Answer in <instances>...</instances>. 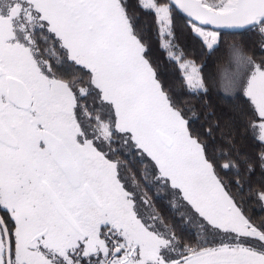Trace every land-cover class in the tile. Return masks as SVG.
<instances>
[{
	"label": "snow or ice",
	"instance_id": "obj_1",
	"mask_svg": "<svg viewBox=\"0 0 264 264\" xmlns=\"http://www.w3.org/2000/svg\"><path fill=\"white\" fill-rule=\"evenodd\" d=\"M131 7L0 0V264H264V215L246 212L264 213V0ZM138 12L177 67L175 87L147 57ZM175 14L205 56L225 32L255 38L251 51L226 45L218 91H242L248 107L223 124L205 99L216 79L176 42ZM201 113L207 127L193 131ZM217 135L210 153L201 137ZM137 163L171 197L170 221L138 199L135 174L129 190L121 170Z\"/></svg>",
	"mask_w": 264,
	"mask_h": 264
},
{
	"label": "trees",
	"instance_id": "obj_2",
	"mask_svg": "<svg viewBox=\"0 0 264 264\" xmlns=\"http://www.w3.org/2000/svg\"><path fill=\"white\" fill-rule=\"evenodd\" d=\"M133 4L134 0H129L130 11L132 10L131 6ZM137 15V28L142 31L144 42L148 45L147 57L151 60L153 65L157 67L160 79L163 81L165 87H175L178 82L177 77L179 75V72L176 65L168 61L166 53L163 52L158 46V42L155 37V25L153 24L152 17L144 12H138ZM174 26L177 37L176 42L179 44L180 48L183 49L186 57L195 59L197 63L206 61L207 63L204 68L205 77L207 78L211 74V76L216 79V87L212 88L205 99L209 105V108L221 118V123L223 124L233 114L234 105L247 108L248 105L246 103L242 104V91L239 93V95H237L236 93L226 95L223 93V91H218L219 78L217 72L218 68H222L227 64V43H231L234 40L243 42L247 49L251 51L252 40H254L255 38L251 37L248 33L238 32L233 35L225 32L221 47L217 50V52L212 56H205L201 49L199 41L193 38L190 29L186 26V18L183 16V14L174 15ZM41 47H43V45H41ZM257 56H259V53H257ZM181 99H183V97H181ZM243 99L246 100V98ZM207 123L208 122L204 119L203 113H201L199 119H193L190 127L193 129V131L203 132L207 127ZM201 138L209 140L210 153L212 151V148L220 143L218 135L214 142L211 141L208 137L202 136ZM241 143L242 146L246 149L249 148L247 141H242ZM114 157L115 159H120L123 163H127V160H125L124 156L120 154H117V156ZM143 167L144 165L137 163L134 166L130 165L128 168L122 169L121 173L128 177V179L132 180V182L133 174H135V183L139 185L137 187V190L139 191L140 195L150 199L155 209L165 217L166 221H170L172 213L169 212L166 205L168 204L171 197L167 196L163 191L158 190L155 186H145V182L141 179ZM158 196L164 198L160 199L158 198ZM246 212H248V214L250 215L255 216L257 219L261 215H264V213L251 211L248 208H246ZM184 235L187 236V233H184Z\"/></svg>",
	"mask_w": 264,
	"mask_h": 264
},
{
	"label": "rangeland",
	"instance_id": "obj_3",
	"mask_svg": "<svg viewBox=\"0 0 264 264\" xmlns=\"http://www.w3.org/2000/svg\"><path fill=\"white\" fill-rule=\"evenodd\" d=\"M81 103H83L82 101H81ZM113 159H115V157H113ZM122 174V173H121ZM123 175V174H122ZM123 176H125V175H123ZM126 177V176H125ZM128 186H129V190H133V182H132V180H130V179H128ZM135 191L138 193V199L140 198V197H143V196H141L140 195V193H139V191L137 190V187L135 188Z\"/></svg>",
	"mask_w": 264,
	"mask_h": 264
},
{
	"label": "flooded vegetation",
	"instance_id": "obj_4",
	"mask_svg": "<svg viewBox=\"0 0 264 264\" xmlns=\"http://www.w3.org/2000/svg\"><path fill=\"white\" fill-rule=\"evenodd\" d=\"M0 214L2 215L3 213H2V212H0Z\"/></svg>",
	"mask_w": 264,
	"mask_h": 264
},
{
	"label": "water",
	"instance_id": "obj_5",
	"mask_svg": "<svg viewBox=\"0 0 264 264\" xmlns=\"http://www.w3.org/2000/svg\"><path fill=\"white\" fill-rule=\"evenodd\" d=\"M1 215V214H0Z\"/></svg>",
	"mask_w": 264,
	"mask_h": 264
}]
</instances>
